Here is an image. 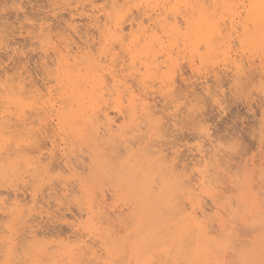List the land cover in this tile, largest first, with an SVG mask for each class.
I'll return each instance as SVG.
<instances>
[{
  "label": "rangeland",
  "instance_id": "rangeland-1",
  "mask_svg": "<svg viewBox=\"0 0 264 264\" xmlns=\"http://www.w3.org/2000/svg\"><path fill=\"white\" fill-rule=\"evenodd\" d=\"M186 1L187 0H115V1L114 0H0V80L1 82H6L8 80L7 83L10 82L9 85L12 84L14 85V83L16 84L15 80L23 78L24 79L23 82L25 81L24 82L25 86H27L24 87L27 88L24 89V91H27L29 88L28 91L30 92L31 89V92H33L32 90L38 86L37 89H39L43 95H47L46 93L48 91L46 92V90H51V93L55 94L54 92H56V85L54 81L56 76L52 74H54L53 71H56L58 66L57 65L58 58H56V56L57 55L59 56V53L61 51V57H63L65 53H67L68 55L71 53L70 57H77L74 55H79V54H75V52L78 51L77 48L81 47L80 49H83V52L81 51L83 55H86L87 52V55L89 57L87 55L84 56L87 57L88 58L87 59L81 57L83 55L78 56L77 59H79L80 64L85 65L86 62H84V60L92 61V59H94L96 61L98 58H100L96 62L94 61L92 62L96 63L95 65H97L98 67L101 64L100 67L103 69H104V65L106 67V69H104L103 75L105 74L109 78H106V76L104 78V76H102L104 79L107 80L103 79V85L101 90L104 95L103 97L106 99L104 100L107 101L108 103H106L103 100V104L100 103L101 104L100 106L102 108L105 106L104 107L105 110H108V108L112 107L110 111L108 110L109 112H111L109 118L112 120L114 117L113 120H115L114 122L116 126L117 125L120 126V124L122 123L120 130H122V126L124 122H125L124 126L125 127L127 126L128 121L126 119L127 117H125L126 121H124L125 120L124 116H122V114L120 115L117 112V109L114 107L115 104L113 106L111 105L114 103L113 100L116 98V95L112 96L110 95V93H108L110 97L106 95L107 92L111 90L108 88H110V85L113 84V83L110 84L111 81H108V79L110 80V78L112 79L113 77L117 76L116 78L121 80L122 78L121 79L119 78L120 75H121L120 77H127L123 79L124 82L123 80H121V83L124 85L128 82L127 84L132 86H129L128 89L127 87L128 85L127 84L126 86L124 85L125 87H127L128 89L127 91H125L126 88L119 89L120 93H121L120 90H123L125 92V96L127 95L126 92H128L130 89H131L130 91H134V94L141 91L144 92L145 90L146 91L144 93H149V95L152 94L150 96H148L147 94L146 97L144 93L141 92L143 95L140 93V96L142 98L148 99L147 102H150L148 104H150L149 105L150 109L153 110L152 113L153 117H155L156 115V117L152 118V120L156 119L154 121L157 123V125L155 126L154 129L148 132V136H146L144 134V131L146 133V129L143 126L146 124V121L142 120L141 123V121L139 120L138 124L139 123L143 124L145 122L142 126L141 124L139 125L141 130L144 129L143 132L141 131L143 134V135L141 134L143 140L139 135H136L139 132H136V134H134L135 132L134 133L132 132L134 134L133 135L131 131L130 133L132 134L131 136H133V138L127 137V139L132 138L134 140L133 143H135L136 142L135 139L137 138L136 140L139 142V138H140L141 141L145 142L146 145L145 144L143 145L147 147L146 149H151L153 145L154 146L157 145L158 149L157 147H155V149L153 147L152 149L153 150L157 149L158 151L160 149L161 152L163 150L165 155L162 152V156L166 157L167 155L168 160H173V157L175 156L174 159L177 158V161L176 159L174 160L175 164L179 162L181 165L179 166L178 165L179 163L176 165L178 166L177 170L180 171L181 167L184 166L182 167V173L186 172L184 173V175L185 174L187 175H185L186 177L185 176L184 177L186 179L190 178L192 181L190 182L192 184L197 185L199 179L198 172H201V170L203 169L204 172H206V173L203 172V174H206V182L202 185V188L200 186L199 191L198 190L196 191V193H199V197L202 198V199L200 198L201 205L203 204L204 206V207L202 206L203 209H205V211L207 210L206 214H208V216L212 220L214 219V214L216 212L214 202L219 203L218 208L219 207L221 208V213L223 217L225 216V214H227V217L224 218L233 223V230H232L233 232L232 231L231 232L232 234L235 235L233 238L234 240L231 238L230 242H232V244L234 243L238 247L240 242L242 243L247 240L241 238L243 237L241 236V232L245 230V228L249 230V226L248 227L246 226L247 225L246 222L249 219L250 213L254 214L253 216L255 215L257 216L258 214L264 213V191H263L264 190V181H263L264 180V71H263L264 59L262 58L264 55H262V53L260 52L261 60L263 61L262 62L261 60H259L260 55L258 57L257 56L258 53H257L253 58V67L252 66L248 67L249 59L246 60L247 57L245 58L246 55L244 51L241 50L236 34H234L233 32H232L233 34H231L232 38H230L229 40V50H228L229 58L227 59V61L222 60V58H219V61L217 60L218 58L217 59L215 58L212 61H206V59H203V57L200 58V56L197 53L196 55H198L199 57L193 55V53L195 52L190 51L189 49H184L181 44H179L178 46L179 48L172 47L171 52L172 55H174L172 56L170 53L171 48L169 47L170 50H167L168 47L167 42L163 39V41L166 42L164 46H162L164 47V49L163 50H159L158 48L155 49L156 55L158 54V56L160 57L158 58V56H156V58H158L157 61L159 62H157L156 58L154 57L157 64L155 63L153 58L150 59L149 62L147 63L152 66L151 64L152 62L155 63L156 65L162 62L161 64L164 63L165 67L167 68L169 67L168 65L171 64L173 65V67L175 66L176 69L173 67H169L171 68V70L173 69L176 74V75L173 74L175 75V78L173 76V78L175 79V80L173 79L174 80L173 85L175 81H176L175 83L176 85L173 86L174 90L172 89V91L174 92H171L170 94L171 97L169 94H167V97L168 96L170 97L167 98L164 95L163 96L159 95L165 92L161 91L162 93H160L162 87H158V88L155 87L156 84H159L157 80L154 81L155 83L154 82L152 83L155 84L153 85L154 87L151 86L152 84L150 83V81L148 82L149 85H146L148 90L146 89V86L144 87L143 84L138 83L139 69L140 70L142 69L141 72L144 70L142 64L140 63L143 60V58L141 61H138V59H136V61H138L136 62L137 64L136 65L133 64L135 63L134 60L132 62L131 59H129L131 55L128 56L127 54V50L131 52L132 48H133L132 54L136 53V47H131V45H133L132 42L134 37L141 33V31H139V27L142 26V28L145 30H148L149 28L151 29L155 17L156 19L163 18V20H167V23L171 22L172 18L173 20L176 18V21L179 22V24H181L183 27L182 16L188 17L189 15L194 14L191 13L190 11L191 8H194V6L191 7V5L197 4L195 5L196 8L199 2L203 0H199V1L191 0L192 2L190 0H188L187 2ZM226 1L228 2L226 3ZM232 1L233 2H231V0H205L204 4L207 5L209 2L210 6L208 7L207 5V7L210 9L211 14L212 13L214 14L215 12V16L212 14L214 19L219 18L221 20V18H223L222 20H224L225 18L226 21L227 20L229 21L231 19L232 20L235 19L236 21L237 20L239 21L240 18L242 19L245 16V12L249 5L248 3L253 0H232ZM221 2H225V3H221ZM188 5L190 6L189 10L187 9ZM213 5H215L216 8H214ZM222 5L223 7L227 5V7L221 10V12L226 15L224 17L219 16V15L221 16L223 15L220 14L221 12L219 11ZM173 8L174 10H177L178 8L180 9H178L175 12ZM211 8L217 10L214 9L212 10ZM184 9H186L187 12ZM171 12H173V14ZM217 14H219L218 17L216 16ZM232 16L234 19L232 18ZM116 17L119 18L117 19ZM117 23H120L121 28L124 29V30L121 29L122 33L120 32L119 29H118L119 31L116 29L118 25ZM161 43L163 44L162 40ZM53 45L55 48H53ZM105 46L106 48L109 47L107 48V51L105 49ZM176 48L178 50H176ZM55 49L58 52L56 54H54V52H56ZM58 49H60V51ZM173 49H174V54H173ZM68 50L69 52H67ZM104 50L106 52H109L110 56H108V58L105 56L108 55V53H105ZM164 50H167L174 59L173 58L171 59L169 53L166 51L164 52ZM182 50L183 53L181 52ZM73 51H75L74 55H73ZM102 51L105 54H103ZM88 52L90 53V55ZM162 52L163 54L161 55L160 53ZM243 53L245 56L244 55L242 56ZM91 54L93 56L92 58H90ZM100 54L101 57L99 56ZM185 54H187L189 57L193 55L191 57L192 58L196 57V58L192 62H190V60H192L191 57L189 58ZM97 55L99 57H96ZM115 55L117 57H114ZM166 55H167L166 59H169L170 63L168 62V60L166 61L164 60L165 58L163 56ZM94 57H96V59ZM108 59L112 61L110 62ZM80 61L84 62V64L81 63ZM107 61L110 63L108 64ZM232 61H236L238 62V64L240 65L242 64V66L244 65L242 67L244 73L242 72L243 75L241 74L240 75L241 77L237 75L235 76V69ZM113 62L114 64H111ZM193 63L195 64L196 67L199 68L200 71L199 70L194 71L197 70L198 68L194 67L195 68L194 69L193 67H190V65L193 66ZM198 63L200 66L198 65ZM213 63L215 64L213 65ZM139 64H141V66H139V68H136L138 67ZM161 64L158 65L159 69L160 68L161 70L165 69L164 66H162ZM132 65L133 66L136 65V66L132 67ZM245 67L247 68V70L245 69ZM133 68L135 70L138 69L137 70L138 72L135 71L137 75L136 73H134ZM249 68L252 71H249ZM108 69L114 71L113 72L111 71V73H109L110 71ZM192 70L194 72H192ZM116 71L119 73H117ZM22 72L25 73H23V75H20ZM47 72L49 73L47 74ZM114 72H116V74ZM252 74H254L255 77L253 76L254 78H251L250 80V77H248V75L252 77ZM47 75L48 76L52 75V76L47 77ZM45 78H49L52 81ZM245 78L246 80L244 81ZM231 79H237V80H233L234 81L233 84V81ZM242 79L244 81V84L247 82L245 84L246 86L243 85L242 83L243 81L240 82ZM235 81H237V83ZM250 81L253 84H250L251 83ZM107 84L110 85L108 86ZM139 84H141L142 87ZM105 85L108 86L107 89ZM148 86H151L152 88L151 87L150 88L152 90L153 88L154 89L156 88L157 91L159 89L160 90L158 91V93L156 90H154L153 93V91H150V88ZM156 86H160V85H156ZM131 87L134 89H132ZM203 88H205V90ZM103 90L106 92L105 94ZM206 90L207 91L210 90L209 92L215 91V94L213 92L207 94L209 92H205ZM112 91L113 89L110 92ZM123 91L122 94L124 95ZM27 92L26 93L24 92L25 93L24 96L27 98V101H33L34 99L32 98L31 93L28 95ZM212 94L214 95V97L212 96ZM105 96H107L112 102H109V99ZM111 96L113 97L112 100H111ZM163 97L165 98L163 99ZM107 104L111 106L109 107ZM153 106H155L154 107L155 109L153 108ZM2 107L3 104L0 105L1 109ZM3 108L4 109L2 110H5L6 106H4ZM26 110H25V116L27 117H26L25 125L26 126L29 125L32 127L33 124L34 128L32 127L33 129H31L33 130V132L35 131V129L37 130V127L39 126L38 130L40 134L43 135L42 133L43 131L46 137H48L49 135V138L44 137L45 135L44 136L41 135V137L43 138H40L39 137L40 134L38 133L37 130V136L39 135L37 138H39L40 141L39 139L35 138L36 136L33 137L32 140L33 139L38 140V145L41 147H38V145L36 144L37 141L34 140V143H32L29 148L27 145H22L18 150L21 151L22 153H18L14 151L16 156L14 154H13L14 156H12L11 150L14 147H12L13 145L11 144V141L13 140L14 142L25 141L27 135H24L25 136L24 139L23 134L24 132L26 133V131L29 128L24 126L26 128V131H24V127L18 125L17 126L18 129L21 128L20 130L23 132H21L16 128V130H18V132L20 133H18V135L15 136L17 134L16 133L17 131L13 128L12 130L16 132L15 134L12 133V135H14L15 137L14 136L11 137L12 135H10V137L12 138L11 139L10 137H8L9 135L6 136L11 141L5 147L8 146L9 149H11L12 147V149L9 151L8 148L7 149L5 148L9 153L6 150L5 151L3 150L5 153L0 152L2 153V155L4 154V156L5 154L8 153L5 157L9 155L8 156L9 159L5 158L4 160L6 161L7 166H9L7 170L8 171L10 170V172L7 171L5 173V169L7 168V166L5 169H3L4 167L2 166L3 165L5 166L6 163L2 159L4 158V156H1L0 161L2 160L1 162L3 163L0 162V172H1L0 174L2 175L3 173L4 175L3 177L0 176V247L4 245L5 247H3L4 249L0 248V264H24V263L25 264L27 263L28 264H47V263L70 264L71 262L72 264H82L81 260L84 263V258L85 259L87 258L86 261L88 260V264L89 263L91 264L92 260L90 259L89 255L84 254L85 253L84 251H81L80 253L81 256L79 259H75L77 263L76 261L71 260L69 253L71 252L70 250H72V247L74 248V250L72 251L76 250L77 248L76 239L80 240L82 242V245L84 244L85 246L91 248L92 250H96V251L98 250L97 255H99V257L101 255V258L97 264H126V263L128 264L129 262H126L127 258L124 257L125 256L124 254H122V256L124 255L123 257L126 260L122 257H115L108 259L106 256L104 257V254L102 252V247H103L102 242H105V240H108V242L112 240H113L112 242L120 241L121 239H123V237H126L127 234L130 231H132V229L134 228L133 225L135 222L134 215L137 214L136 212L137 209L135 210V203L133 202L134 200L132 198V195L129 191L127 192L124 188L123 189L125 191L124 190L122 191L121 187L118 186H117L118 188L116 187V185L118 184V180H117L118 176L114 173H112L111 175L101 173L100 176H98L97 178V180L99 181V182L97 181L98 183L96 181L92 182L91 181L92 179L90 178L91 179L90 180L88 177L90 175L89 169H91V167L93 166L92 165L93 160L91 161V159H93L94 150L93 151L91 150L94 148V146L95 148L97 147V150H99L100 146H103V148H105V146L107 145L101 144L102 141H99L100 144L99 145L97 144L98 141L95 142V140L93 139L91 140L89 138H87L86 140L87 141L89 140L90 144L92 141V145H94L93 147H91L89 144H85L84 146L83 144L87 142L85 141V139H83L85 142H82L83 140H78L80 141L79 143L80 145L77 143L78 141L72 144V142L76 141V138L72 136L71 139L72 141H71L70 138L67 137V135L71 137V134L70 133L67 134L66 132L64 134L63 133L61 134L60 130H56L54 128L55 127L54 123H51L53 124V127L51 124L46 125L50 127H47L48 130L45 131L46 126L44 127V125L47 122L45 124L43 122L44 125L41 124L42 122H39V120L41 119L47 121V114L45 112L44 114L46 117L45 116L43 117L42 116L43 112L41 114L40 111L39 116L41 115L42 117L37 116L38 117L37 118L34 117V115L36 114V113L34 114L35 110L32 111L28 109ZM103 111L97 113V116L99 114L98 116L99 118H102ZM108 111L107 113H109ZM122 112L124 114L123 110ZM117 113L119 115H117ZM125 113L127 116V111H125ZM110 116H112V118ZM121 117H123V120ZM101 120H100V125L103 124L104 121L103 120L101 122ZM116 122L118 124H116ZM41 125L44 127V130H41L43 129ZM156 127L158 132L156 131ZM158 127L161 130H159ZM124 128L123 130L125 131L126 136H130V134L128 135V133L131 127L129 128L128 125L126 129ZM127 129H129L128 132H126ZM147 130L149 131V128ZM151 132L153 134L155 133L154 134L155 137L153 136V134H151ZM53 133L55 135L56 134L58 135L54 136ZM116 133L121 134V131L120 132L117 131ZM157 133H159L160 135H157ZM29 134L30 132H28L29 138L32 137V135L30 134L31 135L30 136ZM135 135L136 138L134 137ZM20 136H22V138H20ZM50 136H52L51 137L52 139L50 138ZM144 136L148 138H145L146 139L145 140L143 138ZM157 136H159V138ZM156 137L157 139H155ZM116 139L117 138H115L113 144L115 145L117 144V146L114 145V148L112 146L110 148L106 147L109 151L107 149L103 151L104 149H102L101 153L109 152L110 154L106 153L105 155L106 156L112 155L111 157L109 156L110 158L109 157L108 158L111 163L114 162V164L112 163L113 165H116L117 167V165L121 166L122 164L121 168L122 167L126 168V166H124L123 163L129 164L130 162H132L131 160L134 159V157L132 156H135L138 153L132 154L135 153L134 152L135 149L134 151L131 152L132 147L130 145L133 144L131 142V139H130L131 144H129L130 143L129 140L127 144L126 143L127 141L124 142L123 140H120L122 138L120 139L118 138L117 140L118 143L122 141L124 145H126L125 147L124 145H122V142H121L122 146L118 147V145L120 146V144L117 143ZM148 144L151 145L152 147L150 146L151 147L150 148L149 146H147ZM32 145L34 148L31 147ZM87 145L90 146L91 149L89 147H86ZM36 146L38 149L35 148ZM22 147H24V149L28 148L29 150L28 149L26 150L27 152L29 151V153L26 154V151L22 149ZM134 147L135 146H133V148ZM115 148L122 152L117 151ZM21 149L24 151V153ZM198 149L199 150L202 149L204 151L203 153L206 154L207 152L208 153L212 152L210 153L212 155L218 154L219 158L218 156L215 155L218 158L215 159L217 160L216 164L219 167H217L216 164L208 162L209 166L207 168L199 167L197 165L196 166L198 168L197 167L195 168L193 164L196 163V161L200 158V155L198 154L199 151ZM126 150L128 151V153L125 152ZM89 151L93 152L92 157H90L91 152ZM113 151H114L113 154H115L116 151H117L116 154H118V152L120 153L118 154V156H116L112 154ZM19 154L20 155L23 154V156H19ZM26 155L27 157L30 156L31 158L30 161L27 160L30 162V164L26 161L27 159ZM113 156L117 157L118 159ZM36 158L40 159L39 161L42 160L43 164L42 162H38ZM21 159H25V160L21 162ZM7 160L8 161L10 160V164H8L9 162ZM11 161L13 162L15 161L14 164L17 165L18 163H20L19 166H17L18 168L16 167V165H14L16 170L14 168H11L14 167L12 166ZM115 161L119 163L117 164ZM32 162L34 164L36 163L40 167L36 165L38 167L36 168V166L33 164L34 167L36 168L35 169L31 164ZM64 162L67 168H64L63 166ZM44 163L46 167L44 166ZM21 164L23 165L21 166ZM31 165L34 169L31 167ZM27 167L29 168V170ZM69 167L71 168V170L69 169ZM39 168H44V170L42 169V171H40ZM61 168H63L62 170L64 171H62ZM185 168H187V170ZM15 171L18 173L16 174ZM12 172L14 173L13 176H12ZM33 172L34 175L32 176ZM37 173L40 174L37 175ZM6 174L7 176L4 177ZM8 176L12 177L13 179L11 180L10 178H8ZM33 177L36 178L33 180ZM87 179L88 182H86ZM113 180L115 181L117 180L116 181L117 183ZM113 183L115 184L114 185L115 187L113 186ZM65 188H67V190ZM30 195L32 196V198ZM212 199L214 200V202L212 201ZM244 201H246L247 203H244ZM250 202H251L250 204L251 209L247 207V210L245 211L243 206L246 207L247 205H249L248 203ZM13 204L14 205L17 204L16 207ZM18 204L22 208H20ZM254 204L257 206H255ZM209 207L210 208L213 207V208H211L210 210ZM29 209L31 212H29ZM225 209L226 211H224L225 212L224 213L223 210ZM134 212L136 213L133 214ZM229 213L230 216L228 215ZM228 216L230 217V219ZM247 216L248 219H246ZM92 224L94 225V227H96L97 225L98 228L96 227V229L98 230H94L93 227L91 226ZM213 224L216 225V222L213 221ZM215 227H217V225ZM34 229H37V232ZM26 232H27V236H25ZM34 234L38 236L36 237ZM102 235L108 237L105 238ZM34 236L36 237L35 239ZM237 238L241 240L238 242L236 241ZM23 239L26 240L25 242L26 244L25 243L23 244L24 242ZM22 240L23 242H21ZM16 242L19 245H17ZM72 242H75L76 244ZM21 244L26 246L28 245L31 247L30 249H26V246L22 247ZM74 244L75 246H73ZM16 245L18 246V248ZM20 245L22 248L20 247ZM235 245L233 248V246H231V243L229 244V248H228L229 250H227L226 253V260L227 261L231 260V263L226 262V264L236 263V256H235L236 252L234 251L236 250L237 247L235 248ZM19 247L21 248V250ZM23 250L25 252L26 250L28 251L24 253ZM33 252H34V256H32ZM76 252H78V250H76ZM14 255H16L15 258L13 257ZM28 255L32 258H30ZM152 255L154 254L152 253ZM152 255L151 257L153 262L151 264H160L162 260L159 259L160 256L155 254L156 256H159L155 258V256L153 257ZM42 256H44V259L46 261H44ZM29 258L31 259V261L28 260ZM55 258L56 260H58V262L54 260ZM69 258L70 260H68ZM114 259L115 260L117 259L118 261H115ZM25 260H28L27 263L24 262ZM40 260H42V262L39 263ZM93 263L95 262L93 261Z\"/></svg>",
  "mask_w": 264,
  "mask_h": 264
},
{
  "label": "bare ground",
  "instance_id": "bare-ground-1",
  "mask_svg": "<svg viewBox=\"0 0 264 264\" xmlns=\"http://www.w3.org/2000/svg\"><path fill=\"white\" fill-rule=\"evenodd\" d=\"M204 1L205 0L200 1L198 6H196V8H195V5H197V4H195V5H191L193 3L190 4L191 7L194 6L195 9L194 8H191V9L192 10L194 9L195 11L194 10L192 11L190 9L191 13H194V14H191V15L186 14V15H189L188 17L182 16L183 27L181 24H179V22L176 21V18L174 20L172 18L171 22L167 23V20H163V18H160V17H159L160 19H156V17H155L156 20L154 19V23H152L153 26L152 27L150 26L151 29L149 28L150 30L149 29L145 30L142 28V26L139 27V31H141V33L134 37L133 42H132L133 45H131V47H136V53L132 54L133 48H132L131 52H129L127 50L128 56L131 55L129 59H131L132 62H133V60L135 61V63H133V64H136V62L141 61L143 58L142 61H144V62L141 61L140 63L142 64V67L144 68V70L141 72L142 69L141 70L139 69V72H138L137 71L138 69L135 70L133 68L134 73H136V72L139 73L138 83L143 84V86L145 87L146 85H149L148 84L149 81L152 84L155 80H157L159 82V84H156V85H160V86H156L155 84H152V85L150 84V85L151 86L155 85L156 88L162 87L161 90L159 89L160 93H162V92H165V93L159 94L160 96L164 95L167 97V94L170 95L171 92H174V91H172V89H173V86L176 85L175 84L176 81L174 82V85H173V81L175 80L174 78H175L176 74H175L173 69H172L173 70L172 71L171 68H169V67H173V65L172 64H171L172 66L168 65L169 66L168 67L169 69H168L167 67H165L164 63L163 64H161L162 62L158 63V65L161 64L167 70H165V69L161 70V68L159 69V66L156 65L157 62H159V61H157V59L160 57L158 56V54L156 55L155 49L158 48L159 50H163L164 47H162V46H164V44L166 42L168 45L167 50H170L169 47L171 48V50H170L171 55H172V52H171L172 47L175 48V47H178L179 44H181L184 49H189L190 51L195 52V53H193V55H195V56L199 55L200 58L203 57V59H206V61H212L215 58L216 59L218 58L217 59L218 61H219V58H222V60L227 61V59L229 58V55H228L229 40H230V38H232L231 34L234 33V34H236V37H237L238 42L240 44L241 50L244 51V53L246 55L245 56L243 53L242 56L244 55L245 58L247 57L246 60L249 59L248 60V65H249L248 67H250V66L253 67V58L257 53H258V55H257L258 57L260 55V52L262 53V55H264V7H262V4H264V0L250 1L248 3L249 5L247 7L246 12L244 11L245 16L242 19L240 18L241 20L239 19V21L238 20L236 21L232 16V18L234 20H232V19L229 21L227 20L228 22L225 20V18H224V20H222L223 18H221V20H220L219 18L217 19L216 17H215L216 19H214L212 16L213 13L211 14L210 9L208 8L210 6L209 2L207 4L208 5V7H207V5L204 4ZM218 2H220V1H218ZM227 2L228 1H226V3ZM231 2H233V1L231 0ZM221 3H225V2H221ZM185 7H186V5H185ZM187 7H188L187 9L189 10L190 6L188 5ZM213 7L216 8L215 5H213ZM225 7H227V5L224 7L222 5L221 9L219 6V9H220L219 11L221 12V10ZM174 8H175V6H174ZM174 8H173V10H174ZM214 8H211V9L213 10ZM178 9H180V8H178ZM177 10H174V11L176 12ZM184 10H186V9H184ZM214 10H217V9H214ZM117 11H120V10H117ZM180 12H182V11H180ZM186 12H187V10H186ZM171 13L173 14V12H171ZM183 13H185V12H183ZM220 14H223V13L221 12ZM176 15H177V13H176ZM213 15L215 16V12ZM218 15L219 14H217L216 16L218 17ZM219 16L224 17L226 15L223 14L222 16L221 15H219ZM175 17H177V16H175ZM116 18L118 19L119 17H116ZM117 24L119 26L117 25L116 29L117 30L119 29L121 32V29H123V28H121L120 23H117ZM163 39L166 42H164ZM161 40H162L163 44L161 43ZM53 48H55L54 45H53ZM80 48L81 47L77 48L78 51H76V52L73 51V55H74V52H75V54H79V55H74V56L78 57V56L83 55V53H82L83 49H80ZM107 48H109V47H107ZM107 48L105 46L106 51H107ZM58 50L60 51V49H58ZM167 50H164V52L165 51L168 52ZM176 50H178V49L176 48ZM183 50L181 51L182 53H183ZM106 51L104 50V52L108 53V55H105V56L108 58V56H110V55H109V52H106ZM67 52H69V50ZM102 52H100V53H102ZM104 52H103V54H105ZM56 53H58L57 50H56V52H54V54H56ZM170 53H169V55H170ZM196 53L198 55H196ZM66 54L67 53H65V55L62 54L63 57H61V51H60L59 56L58 55H57L58 57L56 56V58H58L57 59V65L58 66H57V70L53 71L54 74H52V75L56 76V77L54 76L55 77L54 82L56 85V92H54L55 94H52L51 90H46V92L48 91L46 93L47 95H43L41 93V91L39 89H37V87H38L37 85H36L37 87L32 90L33 92H31V89L29 92L28 91L29 88L27 90L28 92L24 91V89H27L24 87H27V86H25V83H24L25 81L23 82V80H24L23 78L15 80L16 84L14 83V85L12 83H11L12 85H9L10 82L7 83L8 80L6 82H1V80H0V103L3 104V107L6 106L5 110H2V109H4L3 107H2V109L0 108V111H1L0 112V152L5 153L4 151L8 148V146L7 147H5V146L11 141L6 136L9 135L8 137H10V135H12V133L15 134L16 131H17L16 132L17 134L15 136H17L18 133H20V132H18V130H20L21 128L18 129V127H17L18 125L19 126L21 125V127H24V126L28 127L30 130L34 128L33 124H32L33 128L29 125H27V126L25 125V121H26V117H27V116H25V110L26 109H28L30 111L35 110V112L33 111L34 114L36 113L35 114L36 116L34 115V117H37V116L40 117L41 116V115L39 116L40 111H41V114L43 112L42 116L44 117L45 116L44 112H45L47 114V121L41 119V120H39V122H42L41 123L42 125H44L47 122L44 125V127L46 125H50L51 123H54V126H55L54 128L56 130H60L61 134L62 133L64 134L65 132L67 134L70 133L71 137H69L67 135V137L70 138V140L72 139V136H74L76 138V141L72 142V144L77 142L78 140L85 139V141H87L86 139L89 138L91 140L92 139L95 140V142L98 141L97 144H99V141H102V143L100 142L101 144L107 145V146H105V148H103V146H100L101 149L99 148V150H100L99 151V150H97V147L95 148V146L92 145L91 140H90L91 144H90L89 140L87 141L89 143L85 142L84 140L82 141V142H85L84 144L82 143L84 146H85V144H89L91 147L94 146V148L91 150V151L94 150L93 151L94 153L89 151V152H91L90 157H92V153H93V159H91V161L93 160L92 161L93 166L91 167V169H89L90 175L88 177H89V179L90 178L92 179V180L90 179L92 182L93 181L97 182L98 181L97 178H98V176H100L101 173L110 174V175L112 173H114L118 176V179H117L118 184L116 185V187L117 186L121 187L122 191L125 189L127 192L129 191L132 195V198L134 200L133 202L135 203V210L137 209V211H136L137 214H135L136 212L133 213V214H135L134 215L135 216V222L133 224L134 228L132 229V231H130L127 234L126 237H123V239H121V240L119 239L120 241L116 242L114 240L115 242H112L113 240L110 239L112 241L108 242V240H105V242H102V246H103L102 252L104 254V257L106 256L107 259L108 258H115V257H122V258L125 257V258H127L126 262H129L128 264H151L153 262L152 257H151V255L153 253L154 254V255H152L153 257L154 256H155V258L159 257V256L161 257V258L159 257V259H162L160 264H226V262L231 263V260L230 261L226 260V253H227V250H229L228 248H229L230 243H231V246H233V248L235 245L234 243L232 244V242H230L231 238L233 239L234 235H235V234H232L233 223L224 218V217H227V214H225V216L223 217V215L221 213V208L220 207L218 208L219 203L214 202L213 199H212V201L214 202L216 212L214 214V219L211 220V218L208 216V214H206L207 210L205 211V209H203V207H204L203 204L201 205V202H200L201 197H199V193H196L197 190L199 191L200 186L202 188V185L206 182V174H203L204 170L201 168L203 171L201 170V172H198V174H199L198 178L199 179L197 178L198 179L197 185L192 184L191 183L192 181L190 178H187L188 180L185 178L186 177L185 175H187V174L184 175V173H186V172L182 173V167H184V166L181 167L180 171L177 170L178 166H176V165L179 162L178 163L176 162L177 164H175L174 160L176 159V161H177V158L174 159L175 156L173 157V160H168L167 155H166L167 158L165 156H162V152L164 154L163 150H162V152L160 151V149H159V151L157 150L158 149L157 145L156 146L153 145L154 149H155V147H157V149H156L157 151L153 150L152 149L153 147L149 144L147 146H149V147L151 146L152 148L150 147L151 149H146L147 147H145V145H146L145 142L141 141V139H142L141 134H142L144 129L141 130L139 125L142 123V120L146 121L145 125H143L145 122L143 124H141V126L143 125L144 128L146 129V133L144 131V134L146 136H148V132H150L152 129H154L155 126L157 125V123L154 121L156 119L152 120V118H155L156 115H155V117H153V114H152L153 110L150 109V106H149L150 104H148L150 102H147L148 99L142 98L140 96V93L141 92L144 93L146 90L143 92L140 89L141 92H138L139 93V95H138V93L134 94V91H130L131 90L130 89L128 92H126L127 95L125 96V92L123 90H120L121 91V93H120L119 89L120 88L121 89L126 88L125 91H127L129 89V86H132V85L127 84L128 82L127 83L125 82L128 85L127 86L128 89H127V87H125L126 84H124L125 85L124 86L121 83V80H123L127 77H120L121 75L120 76L118 75L120 79L122 78L121 80L116 78L117 76L113 77L112 79L110 78V80L108 79V81H111L110 84L113 83L112 85L107 84L108 86L110 85V88H108V86L105 85L106 89L107 88L111 89V90L113 89L112 92H110L111 90L110 91L108 90L109 92H107L106 95H108V93H110V95H112V96L116 95V98L113 100L114 103L113 104L109 103V104H111L112 106L115 104L114 107L117 109V112L120 115L122 114V116H124V119H125V117H127L126 119H127L128 123H130V124H128L126 122L127 123L126 127H128V125H129V128L131 127L130 130L129 129L126 130V132H128V130H129L128 135L130 134V136H126V133L123 130V128L125 127L124 126L125 122L123 123L124 127L122 126V130H120L122 123L120 124V126H118V125L116 126L115 122H114L115 120H113L114 117L112 119L113 121L109 118V115H111L110 114L111 112H109V111L112 107L108 108V110H109L108 111V110H105L104 105H103L104 109L100 106L101 105L100 103L103 104V100L105 99L103 97L104 95H103V92L101 90L102 85H103V79L105 78V76H106V78H109L107 75H105V74L103 75L104 69H106L105 65H104V69H103L100 67L101 64L98 67L97 65H95L96 63H94L100 58H98L96 61L94 59H92V61H94V62H92L91 60H84V62H86V63H85V65H82L79 63V59H77V57H70L71 53L69 55L67 54L68 56ZM160 54L162 55L163 52ZM173 54H174V49H173ZM86 55H87V52H86ZM86 55H83L81 57H84ZM89 55H90V53H89ZM171 55H170V58L172 59L173 58L172 56H174V55H172V56ZM185 55H187V54H185ZM193 55H191V56H193ZM99 56L101 57V54ZM99 56L97 55L96 57H99ZM156 56H158V58H156ZM92 57L93 56L91 54L90 58H92ZM96 57H94V58L96 59ZM114 57H117V56L115 55ZM154 57L156 58L157 62L155 61ZM163 57L165 58L164 59L165 61L168 60V62L170 63L169 59H166L167 55L163 56ZM84 58H87V57H84ZM144 58H145V60H144ZM152 58L156 64L153 62L152 63L150 62L152 64V66H151L147 62H149V60ZM195 58L191 57L192 60H190V62H192ZM262 58L264 59V56ZM129 59H128V62H129ZM136 59H138V61H136ZM203 59H200V60H203ZM108 60L110 61V59H108ZM259 60H261V55L259 57ZM254 61H255V59H254ZM80 62L84 64V62H82V61H80ZM102 62H104V61H102ZM110 62H108V64ZM232 63H233L234 69H235V76L236 75L240 76L242 74V72L244 71V70H242V67L244 65L243 66H242V64L240 65L236 61H232ZM111 64H114V62ZM125 64H126V62H125ZM141 64H139L138 67H136V68H139V66H141ZM165 64H167V63H165ZM214 64L215 63H213V65ZM136 65H134V66H136ZM198 65H199V63H198ZM112 66H114V65H112ZM134 66L132 65V67H134ZM162 66H160V67H162ZM190 67L194 68L196 66L193 63V66L190 65ZM173 68H175V66ZM196 68H198V67H196ZM112 69H113V67H112ZM131 69H130V71H131ZM245 69L247 70L246 67H245ZM198 70H199V68L197 70H194V71H198ZM109 71H110L109 73H111V71L113 72L114 70H109ZM194 71L192 70V72H194ZM249 71H252V70H250V68H249ZM49 72H47V74ZM116 72H114V73L116 74ZM23 73H25V72H22L21 74L20 73L19 74L23 75ZM117 73H119V72H117ZM197 73H200V72H197ZM248 73H250V72H248ZM173 74H175V75H173ZM52 75H50V76H52ZM136 75H137V73H136ZM50 76L47 75V77H50ZM102 76H104V78ZM173 76H174V78H173ZM253 76H254V74H252V77L248 75V77H250V80H251V78L255 77V76L254 77ZM129 77H131V76H129ZM45 79H49V78H45ZM13 80H14V78H13ZM49 80H51V79H49ZM104 80H107V79H104ZM231 80L233 81V80H237V79H231ZM245 80H246V78L244 79V81ZM242 81H243V79L240 82H242ZM244 81L242 83L244 86H246L245 84L247 82L244 84ZM123 82H124V80H123ZM235 82L237 83V81H235ZM141 84H139V85L142 87ZM233 84H234V81H233ZM250 84H253V83L251 82ZM151 86H148V87L150 88ZM151 88H150V91H153V93H154V90H156V88L155 89L153 88V90ZM236 88H237V86H236ZM132 89H134V88H132ZM146 89L148 90L147 86H146ZM203 89L205 90V88H203ZM243 89H245V88H243ZM207 90H208V88H207ZM207 90L205 92L210 91V90L209 91H207ZM122 91L124 92V95L122 94ZM158 91H157V93H158ZM24 92L25 93L27 92L28 95L31 93L32 98L34 100L33 101H27V98L24 96V94H25ZM211 92H213V91H211ZM211 92H209L207 94H210ZM105 93L106 92L104 91V94ZM213 93L215 94V91ZM147 94H148V96L152 95V94L149 95V93H144L145 96ZM216 94H218V93H216ZM112 96H111V100L113 98ZM212 96L214 97L213 94H212ZM105 97H107V96H105ZM170 97H171V95H170ZM164 98L165 97H163V99ZM216 98H218V97H216ZM105 102L108 103L107 101H105ZM109 102H112V101H110V99H109ZM151 107H152V105H151ZM154 107L155 106H153V108ZM124 108H125V110H124ZM149 109H150L151 113H150ZM122 110L124 111L125 115L123 114ZM100 111H103V114H102L103 116L101 115L102 118L98 117L99 114L97 116V113L98 112L100 113ZM107 111L109 113H107ZM125 111H127V116H126ZM26 112H27V110H26ZM118 113H117V115H119ZM110 117L112 118V116H110ZM117 117H120V116H117ZM121 118L123 120V117H121ZM159 118H158V120H159ZM27 119H29V118H27ZM126 119L124 121H126ZM100 120H101V122L103 120L105 122L103 121V124L100 125ZM139 120L141 121V123L138 124ZM12 121H13V123H12ZM43 122H44V124H43ZM48 122H50V123H48ZM159 122H160V120H159ZM116 124H118V123L116 122ZM42 125H41V127H43ZM51 125L53 127V124H51ZM25 127H24V131H26ZM38 127H37V130H38ZM44 127L41 130H44ZM47 127H50V126H46L45 131L48 130ZM126 127L124 129H126ZM13 128L15 130L17 128L18 130L14 131V130H12ZM148 128H149V131L147 130ZM29 129L27 131L30 132L32 137L29 138L27 131H26V133L24 132V134H23L24 139H25L24 135H27L26 136L27 141L26 140L20 141V142L15 141L16 143L14 142V140L11 141V144L13 145L12 147H14L13 149H15V150H13L11 146L10 147L12 150L9 148H8V150L9 151L11 150L12 156L15 155L14 151H16L18 153H22L21 151H18L22 145H27L29 148L30 145L32 143H34V140H35V139L32 140V138L35 136H36L35 138H37L39 136V135L37 136V130L36 129H35L36 133H35V131L33 132V130H31L33 134L31 133V131ZM158 129H159V127H158ZM119 130L121 131V134L116 133L117 131L120 132ZM159 130H161V129H159ZM130 131H131V133L135 132L134 134H136V132H139L136 134V135H139L141 137V139L139 138V142L136 140L137 139L136 135L134 136L136 138L135 141L138 143H136V142L133 143V141H134L132 139L133 136H131L133 133L131 134ZM156 131H157V127H156ZM156 131H154V132H156ZM21 132H23V131H21ZM51 132H53V131H51ZM38 133L40 134L39 130H38ZM42 133H43V135L40 134V136H39L40 138H43V137H41V135L42 136L45 135L43 131H42ZM151 134H153V133L151 132ZM154 134H153V136L155 137ZM56 135H58V134H56ZM56 135L54 134V136H56ZM157 135H160V134L157 133ZM13 136L14 135H12L11 137H13ZM123 136H124V139H123ZM146 136H144L143 138L144 139L148 138ZM44 137H46V135ZM51 137L52 136H50V138ZM127 137H132V138H130L131 142L133 143L132 145H130L132 147V150L129 148L131 150V152L134 151V149H135V151H134L135 153H132V154H136V153H138V154L135 156H132V157H134V159L131 160L132 162H130L129 164L128 163L124 164L122 162L123 165L126 166V168L125 167L121 168L122 164H121V166L117 165V167H116V165H113L114 162H112L113 163L112 164L109 160V158L112 155L111 156L109 155L110 157L106 156L105 154L109 153V152H106V153L102 152L101 153V151H102V149H104L103 151H105L107 149L106 147L110 148L112 146L114 148L115 144H113V143L115 141V138H117L116 141L118 140V138L119 139L122 138L120 140H123L124 142L127 141L126 143L128 144V140L130 142V139L129 138L127 139ZM157 137L159 138V136H157ZM157 137L155 139H157ZM20 138H22V136H20ZM20 138H18V139H20ZM46 138H49V135ZM63 138H64V135H63ZM37 139H39V138H37ZM99 139H101V140H99ZM44 140H45V138H44ZM35 141H37L36 144L38 145V140H35ZM39 141H40V139H39ZM121 142L122 141H120V143H118V141H117V143L120 144V146L118 145V147H121L122 145H124L123 142L121 145ZM131 142L129 144H131ZM77 143L79 144L80 141H78ZM143 144H145V145H143ZM40 145H42V144H40ZM90 146L87 145L86 147H89L91 149ZM115 146H117V144ZM125 146L126 145H124V147ZM133 146H135L136 148L135 147L133 148ZM31 147H33V145ZM38 147H41V146L38 145ZM28 148H26V149H28ZM35 148H37V146ZM127 148H128V146H127ZM22 149H24V147H22ZM26 149H24V150L26 151V154H27V153H29V151L27 152ZM37 149H35V150H37ZM119 149H121V148H119ZM117 151H120V150H117ZM117 151H116V153H117ZM120 152H122V151H120ZM120 152H118V154ZM125 152L128 153L127 150ZM203 152L204 151L202 149H200L198 151L200 158L196 161V163L193 164V166L195 168L197 166L207 168L209 166L208 162L213 163V164L217 163L216 159L219 158L218 154L212 155V154H210L212 152H209V153L207 152V154L203 153ZM18 153H17V155H18ZM23 153H24V151H23ZM113 153H114V151L112 152V154ZM116 153L113 155L118 156V154H116ZM7 154H5V156ZM129 154H130V151H129ZM215 155L218 156V158ZM1 156H4V154L2 155V153H0V157ZM5 156H4V158H2L3 160L5 158L7 159L9 155L7 157H5ZM19 156H23V154L22 155L19 154ZM26 157H27V155H26ZM113 157H115V156H113ZM29 158H30V156L27 157V159L25 158L26 161L27 160L30 161L31 158L30 159ZM47 158H48V156H47ZM115 158H117V157H115ZM25 159H21V162L24 161ZM36 159L38 162H42V160L39 161L40 159H38V158H36ZM10 160L9 161L7 160L9 162L8 164H10ZM15 161L14 162L11 161L12 166H14V165H16V167L19 166L20 163H18V165L14 164ZM29 161H27V162L30 164ZM1 163H3V162H1ZM5 163H6V161H5ZM24 163H26V162H24ZM31 164L33 165L34 163L32 162ZM42 164H43V162H42ZM22 165L23 164H21V166ZM32 165H31V167H32ZM34 165L36 166L37 164L35 163ZM34 165H33V167H34ZM178 165L181 166L180 163ZM6 166H7V163L5 164V166L4 165L2 166V167H4L3 169H5ZM37 166H39V165H37ZM37 166H36V168H38ZM44 166L46 167L45 163H44ZM63 166H64V168H67L65 165V162H64ZM8 167L9 166H7V168L5 169V173L8 171L7 170ZM10 167H11V165H10ZM118 167H120V168H118ZM217 167H219V166L217 165ZM11 168H14L16 170L15 166L11 167ZM44 168H39V170L42 171V169L44 170ZM3 169H2V171H3ZM62 169L63 168H61V170ZM69 169L71 170L70 167H69ZM178 169H180V168H178ZM185 169L187 170V168H185ZM28 170H29V168H28ZM46 170H47V168H46ZM17 171H19V170H17ZM62 171H64V170H62ZM197 171H199V170H197ZM8 172H10V170ZM34 172L32 173V176L34 175ZM15 173L17 174L18 172L15 171ZM204 173H206V172H204ZM13 174L14 173L12 172V176H13ZM39 174L37 173V175H39ZM3 175H4L3 173H2V175L0 174V176H2V177H3ZM6 176H7V174L4 177H6ZM8 178H10L11 180L13 179L10 176H8ZM35 178L33 177V180ZM101 181H102V178H101ZM113 181H115V180H113ZM86 182H88V179ZM195 182H196V180H195ZM95 185H96V183H95ZM114 185L115 184L113 183V186ZM65 189L67 190V188H65ZM31 198H32V196H31ZM246 198H249V197H246ZM248 202H249V200H248ZM244 203H247V202L244 201ZM248 204L249 205H247L246 207L243 206L245 211L247 210V207L251 209V206H250L251 202ZM16 205H14V206L16 207ZM18 206L20 207L19 204H18ZM255 206H257V205H255ZM20 208H22V207H20ZM211 208H213V207H211ZM211 208H210V210H211ZM227 208H229V207H227ZM259 208H262V207H259ZM223 209H224V207H223ZM224 211H226V209L223 210V212ZM227 211H228V209H227ZM262 211H261V213H262ZM29 212H31L30 209H29ZM251 214L252 213H250L249 219H248V216L246 218V219H248V221L246 222L247 223L246 226L247 227L249 226V230L244 227L245 230H243L241 232V236L245 237V238H243V237H241V238L247 239V240L245 242H242V243L240 242V244L238 243L239 244L238 247L235 245V248L236 247L237 248L235 251L233 250L234 252H236L235 253L236 263L235 264H264V213L258 214L257 216L256 215L253 216L254 214H252V215ZM228 215L230 216V213ZM246 215H247V213H246ZM92 218H91V220H92ZM229 219H230V217H229ZM213 221L216 222V225L218 228L215 227L216 225L213 224ZM91 226L93 227L94 230H98V229H96L97 225H96V227H94L93 224ZM35 228H36V226H35ZM34 230H36V232H37V229H34ZM27 232H26V235L24 234L25 236H27ZM22 233H24V232H22ZM36 234H34V235L36 236ZM105 235H102V236L107 238L108 236H105ZM35 236H34V239L38 235L36 237ZM28 238H30V237H28ZM100 238H102V237H100ZM16 239H15V241H16ZM23 240L21 242H23ZM240 240H239V238H237L236 241L239 242ZM9 242H8V244H9ZM25 242H26V240H24L23 244ZM76 242H77V246H76L77 248L76 247L75 248H76V250H78V252H76V250L72 251V250H74V248L72 247V250H70L71 252L69 251L70 252L69 256H70L71 260L76 261L75 259H79L81 256L80 255L81 251H84L85 253L84 252L83 253L89 255L90 259L92 260L91 264L93 263V261L95 262L93 264H97L98 261H100L101 255H100V257H99V255H97L98 250L97 251L92 250L91 248H88L84 244L82 245V242L78 239H76ZM72 243H75V242H72ZM75 244L73 246H75ZM17 245H19V244L17 243ZM21 245H20V247H21ZM23 246L25 247L26 245H22V247ZM3 247H5V245L0 247V248L2 249ZM30 247L31 246L27 245L26 249H30ZM17 248H18V246H17ZM21 248H20V250H21ZM52 248H54V247H52ZM49 250H51V249H49ZM27 251L28 250H26V252ZM99 251H101V250H99ZM26 252L24 251V253H26ZM34 252H33L32 256H34ZM103 254H102V256H103ZM122 254H124L125 256L123 255L124 256L123 257ZM155 254H157L159 256H156ZM15 256L16 255H14L13 257L15 258ZM42 257L44 259V256H42ZM42 257H41V259H42ZM30 258H32V257H30ZM30 258L28 259L29 261H31ZM70 258L68 260H70ZM33 259H34V257H33ZM86 259L84 258V263L88 264V260L86 261ZM117 259L116 260L114 259V260L118 261ZM28 260H25L24 262L27 263ZM47 260H48V258H47ZM49 260H51V259H49ZM54 260H56V258ZM44 261H46V260L44 259ZM56 261L58 262V260H56ZM40 262H42V260H40L39 263ZM69 262H71V261H69ZM81 262H82V264H84L82 260H81ZM122 262H123V260H122ZM76 263H77V261H76ZM70 264H72V262Z\"/></svg>",
  "mask_w": 264,
  "mask_h": 264
},
{
  "label": "snow or ice",
  "instance_id": "snow-or-ice-1",
  "mask_svg": "<svg viewBox=\"0 0 264 264\" xmlns=\"http://www.w3.org/2000/svg\"><path fill=\"white\" fill-rule=\"evenodd\" d=\"M262 7H264V4H262Z\"/></svg>",
  "mask_w": 264,
  "mask_h": 264
}]
</instances>
